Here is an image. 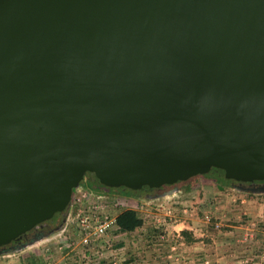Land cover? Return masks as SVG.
<instances>
[{"label": "water", "instance_id": "water-1", "mask_svg": "<svg viewBox=\"0 0 264 264\" xmlns=\"http://www.w3.org/2000/svg\"><path fill=\"white\" fill-rule=\"evenodd\" d=\"M210 170L264 180V0H0V250L85 174L150 190Z\"/></svg>", "mask_w": 264, "mask_h": 264}, {"label": "crops", "instance_id": "crops-1", "mask_svg": "<svg viewBox=\"0 0 264 264\" xmlns=\"http://www.w3.org/2000/svg\"><path fill=\"white\" fill-rule=\"evenodd\" d=\"M190 186L187 182L177 183L173 193L166 197L161 193L144 198L126 196L132 203L143 199L147 210L144 216L148 218L159 206L171 207L174 212V217H164L163 221L160 217V222L154 225L161 226L165 233L162 240L153 244L155 246L143 243L139 236L140 243L135 248H142L136 251L132 249L138 242L134 241L136 231L123 232L114 228L109 232V238L127 258L126 261L136 264L160 262L161 253L174 243L177 244L176 252L186 259L187 264H240L243 259L255 264L264 248V193L249 194L221 186L216 189L210 180L201 178L192 181ZM204 215H208L209 221ZM148 220L142 219V224ZM214 224L218 226L214 227ZM184 229L191 232L192 241L181 239L180 231ZM60 240L53 239L48 243L42 240L37 246L18 250L16 255L0 254V264H81L82 255L57 250Z\"/></svg>", "mask_w": 264, "mask_h": 264}, {"label": "built area", "instance_id": "built-area-1", "mask_svg": "<svg viewBox=\"0 0 264 264\" xmlns=\"http://www.w3.org/2000/svg\"><path fill=\"white\" fill-rule=\"evenodd\" d=\"M143 202V201H142ZM132 203L130 199L117 193L92 191L86 188H79L72 191L69 203L66 206L65 223L63 230L58 236L62 237L66 226L70 223L73 235L64 237L57 244V250L60 253L80 254L84 258L81 264H136L134 261H126L127 258L122 256L114 242L109 238V232L116 227L115 216L123 209H131L139 211L143 221L146 219L154 225L162 221L164 217H174L171 207H156L155 212L148 218L144 216L147 212L145 202ZM162 211V212H161ZM184 212V210H183ZM185 213V212H184ZM204 219L209 221L208 215H204ZM214 224V227H217ZM254 225L251 224V227ZM177 236V235H176ZM252 237V235H250ZM159 241L164 235L159 234ZM178 237V236H177ZM42 240H47L42 239ZM39 243H36L37 246ZM177 244L168 245L167 251L159 256L162 258L158 264H187L180 253L177 251ZM74 254V255H75ZM255 264H264V248L259 253ZM146 263V264H155ZM64 264H66L64 262ZM240 264H249L248 260L243 259Z\"/></svg>", "mask_w": 264, "mask_h": 264}, {"label": "trees", "instance_id": "trees-1", "mask_svg": "<svg viewBox=\"0 0 264 264\" xmlns=\"http://www.w3.org/2000/svg\"><path fill=\"white\" fill-rule=\"evenodd\" d=\"M210 170L207 173L203 174L202 176H205L206 179L210 180L215 188L217 189L218 186H221L223 189L226 187L225 184L221 183V182H217L216 177H210L209 173H211ZM208 175V176H207ZM199 176V175H198ZM197 176V177H198ZM196 176L191 177L189 179H187L186 181H182L179 183H190L192 186V181H196L197 179ZM103 186V185H102ZM190 186V187H191ZM105 190H103L104 192H111V193H117L121 196H133L136 198H144L145 197V193L144 190H130L127 188H123V187H117V188H108L105 187ZM94 191H97V189H93ZM102 191V190H99ZM146 221V219H145ZM142 219L140 217V215L132 210V209H123L121 211H119L117 213V215L115 216V224L118 230L123 231V232H133L136 231V233H138V237H140V239L143 241V243L145 244H149V246H152L153 244H156L159 242V234H163L165 235V233L163 232L161 226H154L150 223H143L142 224ZM180 236L181 239H183L184 241H192V234L190 231L188 230H181L180 231ZM155 246V245H153ZM150 248V247H149ZM14 248H9V249H5L2 252H13ZM1 254V253H0ZM29 262V260L26 261V263Z\"/></svg>", "mask_w": 264, "mask_h": 264}, {"label": "flooded vegetation", "instance_id": "flooded-vegetation-1", "mask_svg": "<svg viewBox=\"0 0 264 264\" xmlns=\"http://www.w3.org/2000/svg\"><path fill=\"white\" fill-rule=\"evenodd\" d=\"M208 176V175H207ZM210 177H216L217 182H221L226 185L227 188L232 189L233 191H243L247 192L249 194L251 193H264V180L261 181H254V182H238L231 179H225L222 175H220L217 171H211L209 173ZM197 177V176H196ZM206 179L205 176L199 175L197 179ZM83 179L90 180L92 183H96L93 178H91L89 175H84ZM82 179V180H83ZM176 184L172 185H162L159 188H154L150 190H144V195L147 197L156 195V194H162L165 190H173L176 187ZM219 187V186H218ZM257 188L262 187V191H256L251 192L249 189L251 188ZM66 208L62 212H56L52 215V217L48 220H45L36 226H34L30 231L26 232L24 235L21 236L20 239L14 240L10 243L9 246H5L3 249L0 250V253L4 251L5 249L14 248L17 249V247L21 244L27 243L31 239L32 236L44 234V237H50L53 234H60L63 230V225L65 223V215H66Z\"/></svg>", "mask_w": 264, "mask_h": 264}, {"label": "rangeland", "instance_id": "rangeland-1", "mask_svg": "<svg viewBox=\"0 0 264 264\" xmlns=\"http://www.w3.org/2000/svg\"><path fill=\"white\" fill-rule=\"evenodd\" d=\"M96 183L94 184V183H92L90 180H85V179H83V180H81L80 182H79V184H78V186L76 187V188H74L73 189V191H75L76 189H79V188H86V189H88V190H92V191H94L93 189H97V191L98 192H100L99 190H105V188L101 185V184H99V183H97V181H95ZM236 191V190H235ZM126 197V196H125ZM142 201H143V199H142ZM137 213L140 215V213H139V211H137ZM148 223H150V224H152L151 222H148ZM152 225H154V224H152ZM136 234L137 233H135V239H134V241L135 240H137L138 242L135 244V245H133V248L132 249H134L135 248V246L136 245H138L139 243H140V241H139V237L138 236H136ZM54 235H56V234H53L52 235V237L54 236ZM73 235V231H72V227L70 226V223H68L67 224V226H66V229H65V231L62 233V237L61 236H54L53 238H49L48 240H46V243H48V242H51L53 239L54 240H56V239H63L64 237H69V236H72ZM61 237V238H60ZM56 238V239H55ZM140 248H142V247H140ZM140 248H138V247H136L135 248V250L137 251V250H139ZM149 250H150V248H149ZM17 249H14L13 250V252H1V254H9L10 256H11V254H15L16 255V253H17ZM16 252V253H15ZM23 253V252H22ZM18 258L16 257V260H17ZM16 262H18V261H16ZM20 263V262H19ZM16 264V263H15Z\"/></svg>", "mask_w": 264, "mask_h": 264}]
</instances>
